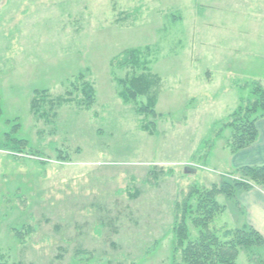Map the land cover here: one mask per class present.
Instances as JSON below:
<instances>
[{
  "label": "rangeland",
  "instance_id": "obj_1",
  "mask_svg": "<svg viewBox=\"0 0 264 264\" xmlns=\"http://www.w3.org/2000/svg\"><path fill=\"white\" fill-rule=\"evenodd\" d=\"M256 82L264 0H0V262L185 264L175 227L191 205L196 241L205 189L239 180L223 125Z\"/></svg>",
  "mask_w": 264,
  "mask_h": 264
},
{
  "label": "trees",
  "instance_id": "obj_2",
  "mask_svg": "<svg viewBox=\"0 0 264 264\" xmlns=\"http://www.w3.org/2000/svg\"><path fill=\"white\" fill-rule=\"evenodd\" d=\"M128 62V61H126ZM134 78L127 82H122L127 88L124 97L127 100L136 101L144 95L148 87L154 84L150 76L143 79ZM132 89V91H131ZM135 89V90H134ZM90 91H93L92 88ZM251 97L243 100L237 110L230 116V119L223 125L224 128L233 130L232 137L228 142V149L232 154L244 150L254 144L259 137L257 122L264 119V87L260 82L254 84ZM153 103L143 107L141 113L153 112ZM2 114L0 100V116ZM16 126L14 132L19 130ZM5 141L15 144L26 141L12 139L6 136ZM239 175V180H222L220 184L214 185L211 189H205V194L200 197L197 212L204 211L202 216L193 218L196 228H201L200 237L196 241H191L188 227V215L193 213L192 206L185 208L181 220L175 227L176 251H182V260L185 264H238V258L243 250L254 258L257 256L258 264H264V237L253 227H246L227 233V242L221 241L218 234L208 229L215 214L224 211L225 207L219 202L218 197L223 196L230 200L236 197L237 192L249 190L252 187L264 186V166L242 167L233 172ZM0 264H7L1 263Z\"/></svg>",
  "mask_w": 264,
  "mask_h": 264
},
{
  "label": "crops",
  "instance_id": "obj_3",
  "mask_svg": "<svg viewBox=\"0 0 264 264\" xmlns=\"http://www.w3.org/2000/svg\"><path fill=\"white\" fill-rule=\"evenodd\" d=\"M257 128L259 137L254 144L236 154H230L233 172L242 167L264 166V119L258 120ZM232 202L241 215L237 229L253 227L264 237V186L239 191Z\"/></svg>",
  "mask_w": 264,
  "mask_h": 264
},
{
  "label": "water",
  "instance_id": "obj_4",
  "mask_svg": "<svg viewBox=\"0 0 264 264\" xmlns=\"http://www.w3.org/2000/svg\"><path fill=\"white\" fill-rule=\"evenodd\" d=\"M185 171L187 174H195L196 173V169L191 168V167H187Z\"/></svg>",
  "mask_w": 264,
  "mask_h": 264
}]
</instances>
